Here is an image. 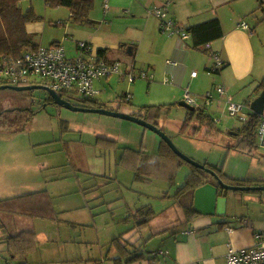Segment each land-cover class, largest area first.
<instances>
[{"label": "rangeland", "instance_id": "rangeland-1", "mask_svg": "<svg viewBox=\"0 0 264 264\" xmlns=\"http://www.w3.org/2000/svg\"><path fill=\"white\" fill-rule=\"evenodd\" d=\"M259 4L254 0L251 12L242 14L239 19L247 18L253 26V33H257L261 51L256 68L264 71V3ZM19 7L24 14L33 11L39 16L33 21L34 30H27L31 44L48 46L67 36L70 39L65 41V46L71 50L73 40L83 38L81 32L69 27L75 22L69 21L72 17L66 6L48 4L46 0H20ZM67 54L72 55L68 51ZM209 60L212 65L213 61ZM126 66L123 62L122 68ZM200 70L204 72V68ZM113 76L111 84L107 85L108 90L99 95L100 99L113 104L117 95L121 98L125 93H131V101L123 96L120 108L132 111V107L138 110V106L145 105L165 107L167 110H163L159 123L178 149L208 167L213 168L212 164L219 166L223 169L220 174L224 180L264 182V149L255 144L256 139L255 149L249 155L234 147L249 138L239 133L249 119L242 121L232 117L227 104L221 108L207 106L198 96V103L218 117L216 126L219 130L212 127L203 131L204 128L200 127V132L194 133L196 121H189V126H185L187 109L164 103L168 98L164 95L163 85L155 80L150 83L139 78L129 82L118 75ZM220 82L218 73H209L201 76L198 86L204 94L213 91L215 84ZM68 95L74 104L86 103L77 94ZM47 97L45 89H0V112L24 108L21 121L25 114L34 112L23 122L22 128L0 129V139H9L0 140V199L30 190H44L39 193L42 196L39 199L46 193L56 208L55 219L0 210V264H53L72 255L101 257L113 243L112 238L118 235L131 243L141 238L140 233L132 240L134 228H138L145 239L149 238L152 229L138 227V221L146 217L144 211L139 212L136 221L128 209L142 207L164 212V215L172 213L174 194L186 181L191 166L165 154L164 159L160 157L158 150L162 138L143 125L106 114L74 111L49 103ZM237 100V97L233 98V101ZM245 109L247 112L248 108ZM11 111L2 118H16V112ZM226 193L232 195L233 191L227 190ZM237 194L245 195L242 200L235 198L239 205L260 201L261 196L264 197V191L238 190ZM200 196L203 201V194ZM29 199L32 197L22 199L18 205H29L28 209H33L30 204L39 200ZM233 200L232 196L228 197L229 203ZM7 201L9 199L2 203ZM94 220L101 238L100 245L80 241L84 232L96 237V228L86 229ZM29 228L35 230L36 236L28 246L8 247L6 240L5 243L2 241L7 235ZM81 243L84 245L79 247ZM94 245L95 253L92 254ZM82 249L89 250L82 253Z\"/></svg>", "mask_w": 264, "mask_h": 264}, {"label": "crops", "instance_id": "crops-1", "mask_svg": "<svg viewBox=\"0 0 264 264\" xmlns=\"http://www.w3.org/2000/svg\"><path fill=\"white\" fill-rule=\"evenodd\" d=\"M167 1H170L168 4L170 17L187 30V38L183 39L178 33L162 31L160 28V19L154 13L153 7L155 5H163ZM257 1L260 2V0ZM253 3L254 0H93V8L88 14L91 22L82 23L75 20L74 17H72L71 9L68 7L69 16L72 17L69 21L75 22L74 25L71 24L69 27L75 29V31L77 30V32H81L83 38L74 39L73 44H75L71 45V50L67 49L65 46V41L70 39L67 36L64 40L53 41L50 44H62L65 50L67 49L66 53L68 51L72 55H75L77 42L79 40L87 41L92 44L106 60H119L127 64L125 70H130L136 75H138L140 71H147L153 74V77L150 79H142H146L150 83L155 80L160 85H163L164 95L166 94L168 98L164 103H170L169 105L171 107H175V105L182 106L180 102L185 101L184 94L189 88L191 90L189 91L194 97L197 98L199 96L203 100V91L198 86L199 80L202 75H209L208 70L215 66L212 53H218L224 61V64L214 73L220 75L222 82L217 84L224 85L227 93L218 100H215L210 106L221 108L223 105L227 104V99L229 97H231L232 100L234 97H237L239 99L237 101L243 102L246 104L245 108H248L247 112L246 109H244L242 114L237 116L240 120L244 121L249 119L251 116L250 114L255 113L251 103L263 90L261 84L264 81V71H259L256 68V62L261 51V44L257 39V33L255 31V33L251 34L250 30L240 25L242 20L248 21L247 18L241 17V19H239L242 14L246 15V13L251 12ZM243 6H247V8L242 9ZM214 18L219 19L222 35L214 38L210 36V31L205 30L200 38L199 36L196 37L192 28ZM25 25V28H27L26 31L32 32L34 30L35 24H33V21H29ZM251 28L254 32L252 25ZM207 38L209 40L207 43L211 44L210 49L206 48L207 43H199V39L202 40ZM34 45L36 46H30L24 48V50L42 46L37 43ZM208 52L210 54H208ZM208 56L213 61L212 65H210ZM202 68H204V72L200 70ZM194 70L197 71L196 76L191 75ZM113 77L101 78L95 82V86L100 92L93 100H98L100 103L104 104L101 107H106L110 110H122L121 112L124 111L125 113L127 112L128 114L134 115L142 113L145 106L148 105L138 106V110L132 107V111L120 108L123 96H131V93H125L121 98V95H117L113 100V104H108L109 101L107 102L99 98V95L104 90H108L107 85L111 84ZM0 81H3L1 77ZM217 84H215V86ZM155 87H159V85L155 84ZM147 91H149V89ZM47 94V101L56 104L53 98L49 96L48 92ZM64 95H67L68 98L64 97ZM63 97L69 100L67 92H63ZM130 101L131 100H129V102ZM75 105L95 107L92 105L90 106L88 103H76ZM201 108L210 115L214 122L213 127L217 128L216 121L218 117L216 114L214 116V114L202 105ZM13 109L23 108H12L7 110ZM164 109L167 110L165 107L163 110ZM1 113L2 112H0V114ZM186 118L187 114L184 120L185 126L188 124ZM193 121H196V127L199 126L204 128L203 131H209L212 128L208 126L206 122L200 123L195 119ZM157 126L161 128L159 122ZM6 128L8 129L9 127ZM185 129L184 127L183 130ZM230 132L234 134L233 131ZM0 140L9 139L5 138ZM162 140L163 142L165 141L164 139ZM163 142L159 147L158 153L159 156L164 159L166 144L168 146L169 144L166 141V144ZM234 147L238 151L248 155L255 149L248 151L242 148V150H240V148L236 146ZM243 150H245V152ZM204 165L208 167L206 164ZM212 166V169L222 178L220 173L223 169L221 172H218L220 167L214 166V164H212ZM201 169L207 172L205 169ZM209 175L208 180L199 185L196 191H194L193 208L198 211L197 215L191 217L186 216L184 209L178 203L172 206L174 210H171L172 213L169 215H164V212H156V210H154V217L147 226L152 229L150 237L145 239L143 237L144 234L140 232L138 228H134L133 231H135V233L132 240L140 233L141 238L139 237L135 242L129 243L127 247L129 252L125 250L126 248L124 249L122 244L114 243V239L112 238L111 241L113 243L107 250L106 255L101 254V257H91V255L78 257L72 255L68 259H58L57 262L53 264H227L228 246L233 245L236 248H242L254 245L258 241L264 239V197L261 196L260 201L255 200V202L239 205L235 198L237 197L242 200L245 198V195L237 194L238 190H231L233 194L227 195L226 191L230 189L223 188L214 175L210 173ZM222 175L225 176L224 173H222ZM231 180L232 181H227V179H225L224 182L233 185L240 183L237 185L248 186L264 184L262 181L259 182L249 179ZM42 191L30 190L26 191V193L2 198L0 200L9 199V207L5 210L26 214L32 217L55 219L56 208L53 202L49 200L46 193L44 194L46 198L45 202L40 205L41 208L44 206L47 210V214L45 215H38L44 214V210L41 209H38L39 213H26L23 211V208L18 205V203L22 201L20 197L32 195L34 199H39L42 196L38 195L36 197L34 194L41 193ZM245 191L255 192L264 190L249 189ZM200 194H203V201L201 200ZM230 196L234 199L232 203L228 201V197ZM246 197L248 196L246 195ZM139 208L140 207L129 208L130 215L134 217L137 215L138 217L139 213L137 210ZM125 219L124 217L123 220ZM88 226L89 227L86 229L96 228V237H91L84 232L80 241L86 242L88 245L92 243L100 245L101 238L98 235L97 222L94 220L92 223H89ZM24 231H30L32 240L35 239V230L32 228L21 229L15 234ZM152 233H155V235L152 236ZM119 236L120 235L115 238H119L122 242L126 240V238ZM6 237L2 240L4 243ZM83 245L84 243H81L79 247ZM95 247V245L91 247L92 254L95 253ZM88 250L82 249L81 252L86 253ZM161 250H164L165 253H159ZM155 252H158L157 255H154ZM133 255L138 256L129 260Z\"/></svg>", "mask_w": 264, "mask_h": 264}, {"label": "built area", "instance_id": "built-area-1", "mask_svg": "<svg viewBox=\"0 0 264 264\" xmlns=\"http://www.w3.org/2000/svg\"><path fill=\"white\" fill-rule=\"evenodd\" d=\"M169 3L170 1H167L163 5L153 7L154 13L160 19V28L162 31L178 33L185 39L188 37V32L170 17ZM240 25L250 30L251 34L253 33L247 20H242ZM210 47L211 44L207 43L206 48L210 49ZM212 56L215 66L208 70V73H214L224 64L218 53H212ZM122 66L121 61H108L92 44L79 40L76 53L72 56L67 55L65 48L59 43L25 49L19 54L1 55L0 77L8 84H44L62 93L77 94L81 99H94L99 94L100 91L96 88L95 82L101 78L118 75L133 82L137 78L150 79L153 77V74L147 71H140L136 75L130 70L123 69ZM191 75L196 76L197 71H192ZM213 91H207L202 95L206 105H211L227 93L226 87L221 84H217ZM184 95V100L190 105L194 107L202 105L198 103L197 98L189 89ZM125 97L126 100H131L130 95ZM245 107L246 104L243 102H235L231 97L227 99V109L232 117L240 116ZM255 133L256 144L264 149V110L260 114ZM157 253L155 252L154 255ZM159 253H165V251L161 250ZM227 264H264V239L242 248L228 246Z\"/></svg>", "mask_w": 264, "mask_h": 264}, {"label": "trees", "instance_id": "trees-1", "mask_svg": "<svg viewBox=\"0 0 264 264\" xmlns=\"http://www.w3.org/2000/svg\"><path fill=\"white\" fill-rule=\"evenodd\" d=\"M20 0H0V56L4 54H19L24 50V48L30 47V46H36L34 44H31L29 41V34L26 31L25 24L29 21H34L39 18L38 15H36L33 11H28L27 13H23L21 11V8L19 7ZM46 3L53 4V5H63L67 6L71 9L72 17H74L75 20L86 23L91 22L89 19V12L93 8V0H46ZM264 0H260V4L263 5ZM261 8V7H260ZM221 24L219 22V19L214 18L210 19L206 22H203L199 25H196L192 28V31L197 36L202 35V33L206 31H210L211 37H219L222 35L221 32ZM209 40L207 39H199V43H207ZM1 83H5L3 81H0ZM261 88H264V81L261 84ZM82 101H85L90 106L95 107H101L104 104L100 103L98 100L93 99H82ZM24 109V108H23ZM23 109H13L11 112H16L17 117L14 119H3V116H6L5 114L9 111L6 110L0 114V128H22L23 122L27 121L31 114L34 112H30V114H25L22 121V111ZM163 114V107L151 105V106H145L142 113H138L136 115L146 119L149 122H152L156 125H158L159 119L161 115ZM249 120L247 121V124L243 128L239 130V133H244V136H248L249 138H245L243 141L240 142L236 147L242 148L248 151H251L254 149V145L256 144V126L259 120L260 115L256 113L250 114ZM198 120L200 123H205L213 127L214 122L211 119L210 115L205 112L201 106L195 107L194 110H188L187 112V118L188 121L187 126H189V121ZM186 130V129H185ZM200 132V127L195 126L194 133ZM255 142V144H254ZM166 144V142L164 141ZM242 144V145H241ZM164 154L173 158H176L179 160V162H186L191 166V171L188 174V177L184 184L180 186L177 190V192L174 194L175 196V203H178L185 211L186 216L191 217L198 214V211L193 208V199H194V191L196 187L204 183L209 178V173L203 171L201 168H198L194 166L193 164L187 162L186 160L182 159L179 155H177L167 144L166 149L164 151ZM218 172H221V169L218 170ZM240 184V183H237ZM36 197L39 195V193L34 194ZM28 196H22L21 199H24ZM19 197V196H18ZM29 199V200H32ZM45 197L42 199H38L39 201L30 204L33 206V209H28L29 205L25 206V204L22 205L23 211L26 213L34 214L39 213L38 209L44 210V214H38V215H45L47 214V210L43 206L40 207L43 202H45ZM5 200H0V210H5L9 207V202H4ZM145 209V210H143ZM139 208L137 212L139 213L141 210L144 211L146 214V217H143L141 220L138 221V227H147L150 224L151 219L154 217V210L151 208ZM139 219V216H135V219ZM155 233H152V236H154ZM31 238V232L30 231H24L17 234H12L6 237V242L8 244V247L12 246L17 248L18 244H23V246H28L27 244H30L32 242ZM114 243L122 244L124 246V249L129 252L128 245L130 242L126 239L125 241L119 240V238H114ZM131 245V244H130ZM15 256V254H14ZM138 255H133L129 260L136 258ZM128 260V261H129Z\"/></svg>", "mask_w": 264, "mask_h": 264}, {"label": "water", "instance_id": "water-1", "mask_svg": "<svg viewBox=\"0 0 264 264\" xmlns=\"http://www.w3.org/2000/svg\"><path fill=\"white\" fill-rule=\"evenodd\" d=\"M15 89V90H33V89H45L49 96L53 98L54 102L58 105L64 106L68 109L74 110V111H82V112H93V113H100V114H106L110 116L120 117L123 119H127L133 122H136L140 125L145 126L146 128H149L159 134V136L164 139L169 146L175 151L176 154H178L182 159L186 160L187 162H190L191 164L205 169L208 173L214 175L219 184L225 188L230 190H254V189H261L264 190V185H237V184H228L224 182V180L216 173V171L212 168L206 167L204 164H201L200 162L194 160L184 152H182L180 149L177 148V146L174 144L170 136L160 127H158L156 124H153L146 119L134 115V114H128L121 111L116 110H110L106 107H88V106H81V105H75L70 100H67L63 97V93L56 91L52 89L51 87L44 85V84H28V85H14V84H0V89ZM180 104L184 107H186L188 110H194L195 107L187 103L186 101H181ZM251 106L255 113L261 114L264 110V88L261 91L260 95L253 100L251 103Z\"/></svg>", "mask_w": 264, "mask_h": 264}, {"label": "flooded vegetation", "instance_id": "flooded-vegetation-1", "mask_svg": "<svg viewBox=\"0 0 264 264\" xmlns=\"http://www.w3.org/2000/svg\"><path fill=\"white\" fill-rule=\"evenodd\" d=\"M64 97L68 98L67 95H64Z\"/></svg>", "mask_w": 264, "mask_h": 264}]
</instances>
